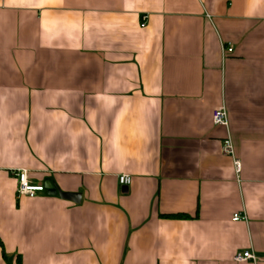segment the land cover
<instances>
[{"label": "crops", "instance_id": "1", "mask_svg": "<svg viewBox=\"0 0 264 264\" xmlns=\"http://www.w3.org/2000/svg\"><path fill=\"white\" fill-rule=\"evenodd\" d=\"M0 264H264V0H0Z\"/></svg>", "mask_w": 264, "mask_h": 264}, {"label": "built area", "instance_id": "2", "mask_svg": "<svg viewBox=\"0 0 264 264\" xmlns=\"http://www.w3.org/2000/svg\"><path fill=\"white\" fill-rule=\"evenodd\" d=\"M142 18H145V15L142 16ZM223 50L230 51L231 46L226 45L222 46ZM211 123L213 125H218V126H227V116L225 109L223 106H217L214 108L211 112ZM221 151L228 155L233 157V151H232V144L229 138H224L222 140L221 146H220ZM233 165L235 170L238 169V162L236 159H233ZM13 175L16 178L17 181V186H16V194L18 196H27V197H33L37 192L44 191L45 188L42 186V184H31L28 181V172L26 169H16L13 171ZM117 183L120 186L126 187L130 183V176L128 174H119L117 175ZM232 220H238L240 219V216L238 214H233L232 215ZM234 261L237 262H244V261H254L255 256L254 254L249 251V250H242L239 252H236L233 256Z\"/></svg>", "mask_w": 264, "mask_h": 264}, {"label": "water", "instance_id": "3", "mask_svg": "<svg viewBox=\"0 0 264 264\" xmlns=\"http://www.w3.org/2000/svg\"><path fill=\"white\" fill-rule=\"evenodd\" d=\"M42 186L45 188L46 194L57 195L61 199L69 200L74 203H78L80 194L75 192H64L56 188L48 177H45L42 182Z\"/></svg>", "mask_w": 264, "mask_h": 264}, {"label": "trees", "instance_id": "4", "mask_svg": "<svg viewBox=\"0 0 264 264\" xmlns=\"http://www.w3.org/2000/svg\"><path fill=\"white\" fill-rule=\"evenodd\" d=\"M168 217L176 218V217H178V216H177V215H169Z\"/></svg>", "mask_w": 264, "mask_h": 264}]
</instances>
